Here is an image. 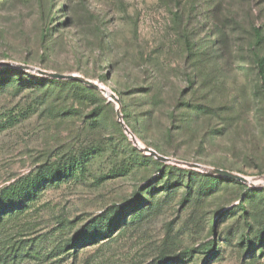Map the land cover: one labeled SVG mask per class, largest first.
<instances>
[{"label":"rangeland","instance_id":"rangeland-1","mask_svg":"<svg viewBox=\"0 0 264 264\" xmlns=\"http://www.w3.org/2000/svg\"><path fill=\"white\" fill-rule=\"evenodd\" d=\"M256 53L264 57V0H0V62L77 73L120 100L98 89L105 101L61 115L72 104L67 88L35 87L43 75L0 64V193L97 148L85 174L46 185L27 210L0 222V253L13 243L27 252L4 264H264V243L255 241L261 196L222 176L210 192L199 193L195 179L187 188L186 176L164 189L161 169L138 155L147 153L117 117L120 109L139 142L162 155L264 182ZM96 108L102 117L93 121L87 115ZM138 193L148 202L116 216L125 225L59 252L62 240Z\"/></svg>","mask_w":264,"mask_h":264},{"label":"trees","instance_id":"trees-1","mask_svg":"<svg viewBox=\"0 0 264 264\" xmlns=\"http://www.w3.org/2000/svg\"><path fill=\"white\" fill-rule=\"evenodd\" d=\"M257 39L258 42L263 41L261 33L257 31ZM257 65L259 69L260 76L264 79V57L256 53ZM12 72L16 71L18 73H27L33 76L31 72H25L17 68H10ZM38 77V82H32L31 84L38 88H48L50 86L62 85L63 88H67L69 95L72 97V104L65 108V112H61V115L67 114L72 116H77L80 113V110L76 108V105L79 107H84L86 103H96L97 101H105L106 99L101 97V93L98 89L88 86L81 81L78 80H65V79H55L47 76H36ZM14 80H10L7 82L8 84L14 83ZM203 109V108H202ZM87 117L93 119V121H98L102 117V111L100 108H96L92 110ZM97 148L88 147L83 150L73 152L72 154L64 157V159L57 160V165L55 169L48 170V167L36 172L35 174L28 175L24 177L19 183H13L11 186L7 187L0 193V222H4L6 220H11L13 216L10 213L18 214L19 211H25L31 206L32 198L36 197L40 191L46 188V185L55 182H61L69 178L76 170L81 169L82 173L85 174V171L88 168L89 163L93 160L95 155L97 154ZM138 155L142 156L146 162H151L158 167L160 172L163 175V187L166 190H171L174 187L180 185L182 181V177L186 176L185 185L187 188L191 187V181L196 180L199 182L197 185L198 192L204 193L213 189L216 184H219L221 181L232 182L235 184H239L244 187V195L257 192L259 196H261L264 202V186L260 188H251L246 185L244 182H241L236 179H226L222 178L218 175H213L210 173H198L195 170H191L188 168L177 167L171 164H167L165 162H161L153 155H147L145 153H138ZM152 159V160H148ZM126 170V169H125ZM175 178L172 179L171 176ZM165 176V177H164ZM191 192H187L183 202L189 200V195ZM135 200L133 204L125 205V206H113L111 209H107L101 214L97 215L95 218L91 220V222L83 227L80 231L81 236L78 238H70L68 240H62L59 243V252L64 253L68 252V250L72 246H78L79 241H83L88 239L89 241L96 240L103 235L110 236L114 228L126 223V220L117 219L116 216L123 215L126 216L128 214L134 215L135 213H139L142 207L146 205L148 201L145 200L144 196L141 193H138L135 196ZM138 205H140L138 207ZM137 207V208H136ZM243 211L245 207H242ZM125 221V223H124ZM63 223V222H62ZM60 223V224H62ZM123 225V227H124ZM64 227V226H63ZM257 237L255 241L257 244L264 243V226H262L257 232ZM247 239V237H246ZM252 240L248 238V245L251 246ZM26 246L22 244L13 243L9 246L6 253H0V264H4L9 260H16V258L20 255H26L27 252L24 251ZM218 252V250H214ZM166 261H159L157 264H166Z\"/></svg>","mask_w":264,"mask_h":264},{"label":"water","instance_id":"water-1","mask_svg":"<svg viewBox=\"0 0 264 264\" xmlns=\"http://www.w3.org/2000/svg\"><path fill=\"white\" fill-rule=\"evenodd\" d=\"M1 63L6 64V65H10V66H13L16 68H20V69H26V70L38 72L39 74L50 77V78L65 79V80H78V81H81L82 83H84L88 86H91V87H94L96 89L101 90L102 92L106 93L107 95L113 97L118 103L120 102L119 98L114 93L109 92L104 86H102L101 84H99L96 81L88 79V78L84 77L83 75H80L77 73H60V72H56V71H47V70H43V69L33 67V66H30L27 64H21V63L12 62V61H4V62H0V64ZM117 117H118L120 124L122 125V127L126 131V133H128L131 136L133 142L140 149H142L144 152H146L149 155H153L162 161H173L175 163L187 165V166L192 167V168H199L202 171L213 174V175L227 177L230 179H236V180H239L241 182L248 183L249 185L254 186V187H258V186L262 187V185L264 186V182L256 183L253 180L246 177L245 175L231 171V170H228V169H223V168H218V167H209V166H206V165H203L200 163L178 160V159H174V158H170L168 156L162 155V154L158 153L156 150H154L153 148L144 146L139 142V140L136 138V136L129 130L127 125L122 120V115H121L120 109H117Z\"/></svg>","mask_w":264,"mask_h":264}]
</instances>
